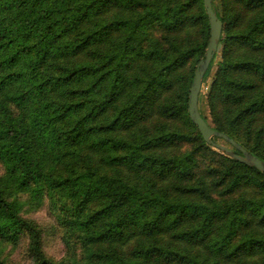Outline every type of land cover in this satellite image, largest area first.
<instances>
[{
  "label": "trees",
  "instance_id": "trees-1",
  "mask_svg": "<svg viewBox=\"0 0 264 264\" xmlns=\"http://www.w3.org/2000/svg\"><path fill=\"white\" fill-rule=\"evenodd\" d=\"M213 5L201 114L264 160V0ZM209 40L203 0H0V241L29 264H264V171L189 115Z\"/></svg>",
  "mask_w": 264,
  "mask_h": 264
},
{
  "label": "water",
  "instance_id": "water-1",
  "mask_svg": "<svg viewBox=\"0 0 264 264\" xmlns=\"http://www.w3.org/2000/svg\"><path fill=\"white\" fill-rule=\"evenodd\" d=\"M203 3L210 23V40L204 58L197 65L193 83L190 88L188 103L190 118L192 122L198 127L202 137L207 143L213 145L223 154H226L242 163L264 171V160L249 152L246 148H244L233 138L229 137L227 134L217 131L210 127L209 123L204 119L201 114L199 101L202 92L204 77L219 50L223 31V22L214 9L213 0H203ZM214 137L224 139L236 149H238L240 153H235L233 149L214 142Z\"/></svg>",
  "mask_w": 264,
  "mask_h": 264
},
{
  "label": "rangeland",
  "instance_id": "rangeland-1",
  "mask_svg": "<svg viewBox=\"0 0 264 264\" xmlns=\"http://www.w3.org/2000/svg\"><path fill=\"white\" fill-rule=\"evenodd\" d=\"M217 71V65L212 64L208 69L205 77L204 84H207L205 91H208L210 83L214 78ZM199 101L200 109L211 118L210 109L206 100V95H200ZM219 144L227 146L224 142L220 141ZM217 150V149H216ZM221 152V151H220ZM222 153V152H221ZM30 217L37 219L44 228V237L46 241V251L55 260H61L67 256L68 249L61 237L59 227L54 222L48 207H43L36 212L29 214ZM0 250L2 255L9 259V261L18 264H29L31 261L30 253L27 248V242L21 240L17 244L0 241Z\"/></svg>",
  "mask_w": 264,
  "mask_h": 264
}]
</instances>
